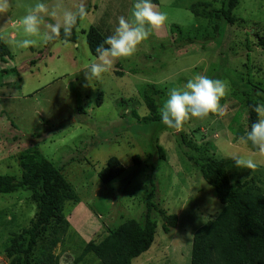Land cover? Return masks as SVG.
Listing matches in <instances>:
<instances>
[{
    "label": "rangeland",
    "instance_id": "rangeland-1",
    "mask_svg": "<svg viewBox=\"0 0 264 264\" xmlns=\"http://www.w3.org/2000/svg\"><path fill=\"white\" fill-rule=\"evenodd\" d=\"M198 1L209 2L211 9L224 2L152 0L156 10L167 14L165 24L152 29L133 56L114 60L91 84L84 68L98 60L87 31L95 26L112 35L119 17L131 16L134 0H84L89 11L81 20L77 42L57 39L27 50L14 51L8 41L24 38L19 21L38 0H11L10 11L0 15V36L13 54L8 62L0 60V174L20 178L19 157L34 149L63 167L80 201L67 206V218L77 232L73 247L60 243L55 248L62 261L101 264L93 253L74 262L82 251L81 238L99 240L100 234L127 219H141L150 174L157 202L169 214H178L179 222L166 233L163 217L155 211V241L133 264H191L195 232L222 210L215 190L184 154L177 131L145 128L138 122L151 112L142 93L151 84L153 90L160 89L155 96L161 108L171 89L196 75L226 81L229 91L220 101L225 115L190 118L181 131L207 155L224 159L232 182L248 180L264 191V154L250 142L241 143L236 134L248 128L246 97L237 95L249 88L245 81L264 89V0H240L235 11L239 21L220 32L189 9ZM44 2L50 8L59 3L71 9L81 0ZM238 114L243 127L235 119ZM157 144L165 157L154 150ZM191 151L198 156L199 151ZM233 153L253 159L257 167H237L229 158ZM112 156L126 169L119 179L103 183L99 172ZM35 212L28 190L0 193V264L10 262L5 248L12 232L28 226Z\"/></svg>",
    "mask_w": 264,
    "mask_h": 264
},
{
    "label": "trees",
    "instance_id": "trees-1",
    "mask_svg": "<svg viewBox=\"0 0 264 264\" xmlns=\"http://www.w3.org/2000/svg\"><path fill=\"white\" fill-rule=\"evenodd\" d=\"M239 4L240 0H224L220 8L211 9L209 2L198 1L189 6V9L195 16L209 19L216 31L220 32L226 24L234 25L239 21L235 13ZM86 11L88 12L89 9L87 8ZM80 23L81 20L73 28L71 37L67 41L77 42ZM247 33L251 34L250 31ZM107 37V32H103L99 27L92 26L87 31V41L95 56H97V47ZM59 39L65 40L62 30ZM261 41L264 45V40ZM12 58V50L0 36V60L8 62ZM245 84L249 88L244 92L236 93L246 97L249 114L246 119L248 128L237 131L239 137L245 135L246 131L250 130L251 124L257 120L253 106L258 103L264 104V89L249 81L248 83L245 81ZM152 87L153 84L142 92L151 112L142 121L137 119L145 128L151 126L149 128L152 129L154 126L158 130H163L167 126L161 122L160 107L155 96L160 89L153 90ZM134 115L138 117L137 113ZM237 117L239 114L235 119L243 127V122ZM130 122L128 121L129 125H132ZM196 129L199 130V127ZM176 135L184 154L198 165L202 177L212 186L217 198L223 204L220 213L195 232L191 264H264L262 188L248 180L232 182L224 159L207 155L204 149L200 150L196 144L188 140L181 130L177 131ZM251 146L256 148L252 144ZM156 149L162 157H165L160 145L154 146V150ZM191 150L199 151L198 156ZM19 159L22 168L21 177L0 174V193L28 190L36 205V212L28 226L12 232L10 242L5 248L10 259L9 264H71L72 260L62 261L61 255L55 253V248L60 243L65 247H73L70 243L75 229L67 218L69 213L67 206L73 201H80L79 196L64 173L63 167L47 158L39 149L27 151ZM125 169L120 159L112 156L99 172L100 180L103 183L117 180ZM148 185L146 211L141 219L129 218L119 226L109 228L107 232L100 234L99 240L92 239L86 242L81 238L82 244L79 247H82V251L73 258L75 263L83 262L86 255L93 253L101 264H133V260L150 250L155 241L158 228V221L153 218L155 211L163 217V229L166 233L170 232L172 227H177L178 214H169L157 202V188L151 174Z\"/></svg>",
    "mask_w": 264,
    "mask_h": 264
},
{
    "label": "clouds",
    "instance_id": "clouds-1",
    "mask_svg": "<svg viewBox=\"0 0 264 264\" xmlns=\"http://www.w3.org/2000/svg\"><path fill=\"white\" fill-rule=\"evenodd\" d=\"M11 6V0H0V15L7 14ZM86 15L84 0H81L78 7L71 9L59 3L50 8L44 0H38L19 21L24 38L9 40L8 43L14 51L27 50L38 43L56 41L61 37V30L67 41L78 21ZM167 19V14L156 10L152 0H134L131 16L119 17L113 34L97 47L98 62L84 68L88 82L99 80L102 74L109 71L114 60L133 56L138 46L147 40L152 29L160 28ZM228 91L229 84L226 81L196 75L187 80L183 87L169 91L168 98L159 110L161 122L168 128L179 131L190 118L202 119L210 114L223 116L225 113L220 101ZM253 111L257 114V120L239 140L243 144L250 142L259 153L264 154V104L254 105ZM229 158L235 161L237 167H257L253 159H246L238 153H233Z\"/></svg>",
    "mask_w": 264,
    "mask_h": 264
},
{
    "label": "crops",
    "instance_id": "crops-1",
    "mask_svg": "<svg viewBox=\"0 0 264 264\" xmlns=\"http://www.w3.org/2000/svg\"><path fill=\"white\" fill-rule=\"evenodd\" d=\"M76 232H77V231H76ZM83 237H84V236H83ZM83 237H82V238H83ZM83 239H85V238H83Z\"/></svg>",
    "mask_w": 264,
    "mask_h": 264
}]
</instances>
